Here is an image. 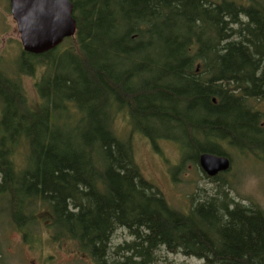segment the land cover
Listing matches in <instances>:
<instances>
[{
	"label": "trees",
	"instance_id": "obj_1",
	"mask_svg": "<svg viewBox=\"0 0 264 264\" xmlns=\"http://www.w3.org/2000/svg\"><path fill=\"white\" fill-rule=\"evenodd\" d=\"M71 3L77 33L62 45L74 46L23 52L18 67L32 77L46 60L48 75L36 86L43 106L29 104L0 68V201L13 221L25 226L43 203L55 233L79 242L97 264H152L160 248L204 264H264V210L218 198L187 214L174 210L114 131L124 114L151 143L179 142L198 164L202 154L227 157L223 142L264 152L263 117L253 108L264 102V8L226 0ZM62 55L75 74L60 82ZM116 229L137 241L118 250L131 254L118 253L122 262L107 256Z\"/></svg>",
	"mask_w": 264,
	"mask_h": 264
},
{
	"label": "rangeland",
	"instance_id": "obj_2",
	"mask_svg": "<svg viewBox=\"0 0 264 264\" xmlns=\"http://www.w3.org/2000/svg\"><path fill=\"white\" fill-rule=\"evenodd\" d=\"M209 1L219 4L224 0ZM226 1L245 7L259 4L264 8V0ZM8 2L0 0V68L4 76L22 86L29 104L36 106L41 103L36 86L40 78L48 75V66L45 64L46 60L38 61L32 77L20 70L18 72V67H21L22 63L23 48ZM74 44L72 39L60 47L62 51H67ZM60 58V64L54 72L61 82L70 79L75 73L67 69L69 57L62 55ZM26 69L27 67L24 68ZM200 77L204 79L203 76ZM55 94L53 91V95ZM44 104L41 103L39 107ZM253 108L261 114L264 124V102H255ZM114 131L121 140L131 144L135 163L143 177L160 191L174 210L187 214L192 207L215 198L219 199V204L222 200L226 205L239 204L264 210V152H245L233 148L227 142L218 143L231 160V169L218 180H214L207 178L199 164L192 161L195 158L194 152L191 154L184 151L183 146L176 141L158 140L155 144L151 143L140 133L135 132L124 114H116ZM21 158L18 156L17 165L24 167ZM30 210L33 218L25 219L23 223L25 226L21 227L13 221L9 210L7 211V202L0 201V264H97L92 254L79 242L55 233L43 203H36ZM136 242L128 229H116L108 244V260L124 261L125 258H121L118 253L126 257L131 254L118 250ZM152 264H204V262L183 254H172L165 248H160L155 253Z\"/></svg>",
	"mask_w": 264,
	"mask_h": 264
},
{
	"label": "water",
	"instance_id": "obj_3",
	"mask_svg": "<svg viewBox=\"0 0 264 264\" xmlns=\"http://www.w3.org/2000/svg\"><path fill=\"white\" fill-rule=\"evenodd\" d=\"M10 12L20 35L23 52L41 56L74 38L77 22L71 0H9ZM199 166L208 178L231 169L226 157L202 154Z\"/></svg>",
	"mask_w": 264,
	"mask_h": 264
},
{
	"label": "flooded vegetation",
	"instance_id": "obj_4",
	"mask_svg": "<svg viewBox=\"0 0 264 264\" xmlns=\"http://www.w3.org/2000/svg\"><path fill=\"white\" fill-rule=\"evenodd\" d=\"M9 1V0H8ZM9 3V6H10V1L8 2ZM245 152H249V151H245ZM254 153H257L258 151H253ZM260 152H263V151H260ZM227 158V157H226ZM230 160V159H229ZM230 162H231V160H230ZM222 174H220V175H218L216 178H218V177H220ZM224 175V174H223ZM215 178V179H216Z\"/></svg>",
	"mask_w": 264,
	"mask_h": 264
},
{
	"label": "bare ground",
	"instance_id": "obj_5",
	"mask_svg": "<svg viewBox=\"0 0 264 264\" xmlns=\"http://www.w3.org/2000/svg\"><path fill=\"white\" fill-rule=\"evenodd\" d=\"M229 159V158H228ZM210 179V178H209ZM214 179V178H213Z\"/></svg>",
	"mask_w": 264,
	"mask_h": 264
}]
</instances>
